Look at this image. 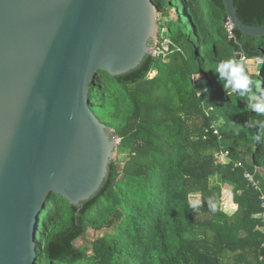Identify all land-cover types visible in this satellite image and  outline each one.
Instances as JSON below:
<instances>
[{
	"label": "trees",
	"instance_id": "obj_1",
	"mask_svg": "<svg viewBox=\"0 0 264 264\" xmlns=\"http://www.w3.org/2000/svg\"><path fill=\"white\" fill-rule=\"evenodd\" d=\"M154 3L172 42L166 56L149 55L116 77L101 72L91 86L92 111L128 151L124 165L112 162L101 189L79 206L51 196L40 217L38 264H264L260 192L245 177L253 174L264 190V132L246 123L264 116L213 74L222 59L264 57V37L236 28L231 37L225 0ZM235 7L246 25L264 26V0ZM249 75L264 79V70ZM225 151L230 161L217 165L215 154ZM195 196L201 203L192 209ZM91 230L110 233L91 248L76 246Z\"/></svg>",
	"mask_w": 264,
	"mask_h": 264
},
{
	"label": "water",
	"instance_id": "obj_2",
	"mask_svg": "<svg viewBox=\"0 0 264 264\" xmlns=\"http://www.w3.org/2000/svg\"><path fill=\"white\" fill-rule=\"evenodd\" d=\"M225 5L234 28L264 37ZM158 34L154 0H0V264H38L52 195L79 206L101 189L119 142L91 86L137 69Z\"/></svg>",
	"mask_w": 264,
	"mask_h": 264
},
{
	"label": "clouds",
	"instance_id": "obj_3",
	"mask_svg": "<svg viewBox=\"0 0 264 264\" xmlns=\"http://www.w3.org/2000/svg\"><path fill=\"white\" fill-rule=\"evenodd\" d=\"M258 66L264 64V57H256ZM214 76L222 85L224 91L236 94L241 99L248 101V108L257 115L264 116V79H252L246 67L245 58L229 57L222 59L214 65ZM253 87L260 91L261 95L258 98L253 93ZM250 127H259L261 132H264V120H250L246 121ZM260 141V135L255 137ZM200 200H190L189 207L197 209L200 205ZM208 208L210 211L217 210V204L214 197H209L207 200Z\"/></svg>",
	"mask_w": 264,
	"mask_h": 264
},
{
	"label": "built area",
	"instance_id": "obj_4",
	"mask_svg": "<svg viewBox=\"0 0 264 264\" xmlns=\"http://www.w3.org/2000/svg\"><path fill=\"white\" fill-rule=\"evenodd\" d=\"M227 25H228V31L230 33V36L232 37L233 36L232 31H233L234 27L230 21ZM170 45H172V42L170 41V39L165 36V33L163 31L160 32V30H159V34L156 37L155 43H154L155 52L152 56H154V57L160 56V55L166 56V54H167L166 50L169 48ZM214 134L219 135V132L217 130H214ZM118 142H120L119 139H118ZM215 161H216L217 165L227 164L230 161L229 152L225 151V152L216 153L215 154ZM241 166H242L241 163H237V167H241ZM245 177L260 192V205H261V209H262V214H261L262 225H261L260 230H261L262 234L264 235V190L260 187L259 183L254 179L253 174L247 173ZM262 247L264 248V243H263Z\"/></svg>",
	"mask_w": 264,
	"mask_h": 264
},
{
	"label": "rangeland",
	"instance_id": "obj_5",
	"mask_svg": "<svg viewBox=\"0 0 264 264\" xmlns=\"http://www.w3.org/2000/svg\"><path fill=\"white\" fill-rule=\"evenodd\" d=\"M159 18V16H158ZM175 18V15L174 13L171 14V16L169 18H167L168 20L169 19H174ZM165 33V32H164ZM246 65L249 69V72L250 73H254L256 71V67H257V62L255 61L254 65H250L248 62H246ZM253 67L251 70L250 68ZM257 74V72H256ZM195 79H198V76L195 77ZM128 156V151L127 150H123V149H120L119 146H118V151L115 155V162H118L119 164V169H121L124 165V162L126 160ZM218 182V179H212L211 183L214 185ZM195 199H199V196H195V197H192V200H195ZM107 233H110V230H107V231H101V232H95V231H89L86 235V237L84 239H80L76 242V246L78 247H81L83 245H85L86 247L88 248H91V245H92V242L97 239L98 237H101L103 236L104 234H107ZM202 234L201 233H196L195 236H201Z\"/></svg>",
	"mask_w": 264,
	"mask_h": 264
},
{
	"label": "bare ground",
	"instance_id": "obj_6",
	"mask_svg": "<svg viewBox=\"0 0 264 264\" xmlns=\"http://www.w3.org/2000/svg\"><path fill=\"white\" fill-rule=\"evenodd\" d=\"M250 65H254L255 63V60H250V61H247Z\"/></svg>",
	"mask_w": 264,
	"mask_h": 264
}]
</instances>
